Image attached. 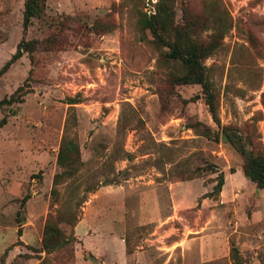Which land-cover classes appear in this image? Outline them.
Masks as SVG:
<instances>
[{"label": "rangeland", "instance_id": "obj_1", "mask_svg": "<svg viewBox=\"0 0 264 264\" xmlns=\"http://www.w3.org/2000/svg\"><path fill=\"white\" fill-rule=\"evenodd\" d=\"M159 1L47 0L24 34L25 0H0V68L23 38L36 41L0 84V100L30 91L0 111V264H200L176 241L186 232L195 242L204 225L207 244L217 234L228 255L202 264H235L232 244L242 264H264V189L233 145L191 127L218 129L202 85L175 84L179 65L140 23ZM172 1L177 24L186 12L200 18L206 43L218 22L230 26L205 60L208 78L222 123L264 154V0ZM64 136L84 164L56 185ZM221 172L222 192L207 197L215 205L200 210ZM85 195L75 240L42 251L46 222Z\"/></svg>", "mask_w": 264, "mask_h": 264}, {"label": "trees", "instance_id": "obj_2", "mask_svg": "<svg viewBox=\"0 0 264 264\" xmlns=\"http://www.w3.org/2000/svg\"><path fill=\"white\" fill-rule=\"evenodd\" d=\"M47 0H25L23 30L26 34L36 19H40L46 12ZM185 22L177 24L175 21V7L172 0H160L157 3V13L149 16L144 13L140 19L142 27L149 30L154 37V42L158 47L166 48V57L176 62L180 67L179 73L172 76L175 84H200L204 90V97L209 106L210 113L218 126L213 130L209 125L202 121L194 122L193 127L199 134L205 135L216 141H225L233 145L244 159V173L247 178L253 181L259 190L264 189V154L256 151L254 142L248 133H243L233 125H224L219 114L218 103L213 91V87L208 78L207 66L205 60L212 56L219 47V40L223 39L230 29L222 21L213 26V39L206 43L202 39L204 25L198 16L185 13ZM36 47L35 40H26L23 38L16 52L13 54L2 68H0V84L3 75L8 71L11 65L21 58L24 53L31 54ZM23 85L10 96L0 100V111L7 107L24 101L25 95L29 93ZM77 103V102H70ZM8 122L6 115L0 121V127ZM58 164L62 171L57 173L54 183L57 185L64 176L74 177L81 169L84 162L81 157L79 143L73 139L64 136L60 145V151L57 157ZM225 185V175L221 172L217 179L214 190L203 196H219ZM96 188L90 187V192H95ZM30 199L26 195L22 200V207ZM88 200V195L83 196L76 202L75 208L62 211L58 220H48L45 225L42 240V251L51 253L75 240V227L79 223L82 214V206ZM22 235V229H19ZM232 259L235 264H242L239 249L235 244L231 247ZM95 258V256L93 257Z\"/></svg>", "mask_w": 264, "mask_h": 264}, {"label": "crops", "instance_id": "obj_3", "mask_svg": "<svg viewBox=\"0 0 264 264\" xmlns=\"http://www.w3.org/2000/svg\"><path fill=\"white\" fill-rule=\"evenodd\" d=\"M214 199H203L202 206L200 210H204L206 208H211L213 204ZM176 203V200H174ZM175 209H177V205H175ZM216 208H214L215 210ZM174 213L177 214V210H174ZM173 217V216H172ZM166 222V221H165ZM208 226L204 225L201 227V229H197V237L195 242H192V240L188 237L189 235L186 232H182L181 239L179 241H176V245L182 247L184 251V255L189 257H194L195 259H198L200 264L204 262H216L219 261L222 257H225L228 255V251L225 254L220 248L218 244L217 234H212L211 238H209V244L208 241L206 242V234H203L202 232L206 230ZM198 249H192L190 250V244L191 243H201Z\"/></svg>", "mask_w": 264, "mask_h": 264}]
</instances>
